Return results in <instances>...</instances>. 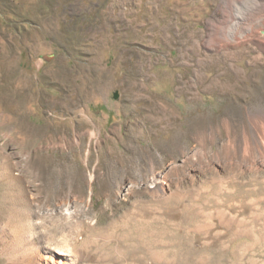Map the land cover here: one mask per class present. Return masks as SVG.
Wrapping results in <instances>:
<instances>
[{
	"label": "rangeland",
	"instance_id": "obj_1",
	"mask_svg": "<svg viewBox=\"0 0 264 264\" xmlns=\"http://www.w3.org/2000/svg\"><path fill=\"white\" fill-rule=\"evenodd\" d=\"M0 264H264V0H0Z\"/></svg>",
	"mask_w": 264,
	"mask_h": 264
}]
</instances>
